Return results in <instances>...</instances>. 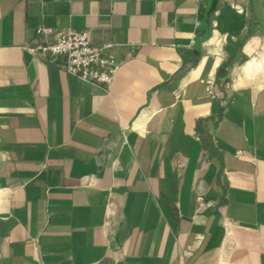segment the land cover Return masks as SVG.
<instances>
[{
    "label": "crops",
    "instance_id": "obj_1",
    "mask_svg": "<svg viewBox=\"0 0 264 264\" xmlns=\"http://www.w3.org/2000/svg\"><path fill=\"white\" fill-rule=\"evenodd\" d=\"M210 2L0 0V264H264V0Z\"/></svg>",
    "mask_w": 264,
    "mask_h": 264
},
{
    "label": "built area",
    "instance_id": "obj_2",
    "mask_svg": "<svg viewBox=\"0 0 264 264\" xmlns=\"http://www.w3.org/2000/svg\"><path fill=\"white\" fill-rule=\"evenodd\" d=\"M109 47L110 44H93L88 29L66 28L55 31L39 26L33 43L27 49L32 54L63 57V68L67 73L87 82L109 86L120 68L116 57L106 52ZM201 199L200 197L199 200Z\"/></svg>",
    "mask_w": 264,
    "mask_h": 264
},
{
    "label": "water",
    "instance_id": "obj_3",
    "mask_svg": "<svg viewBox=\"0 0 264 264\" xmlns=\"http://www.w3.org/2000/svg\"><path fill=\"white\" fill-rule=\"evenodd\" d=\"M219 1H220V0H211V2H210V7H209V9H208V16H209V17L211 16V14H212L213 12L216 11V9H217V5H218ZM195 53H196V56H200V55H201V52H200V51H196Z\"/></svg>",
    "mask_w": 264,
    "mask_h": 264
}]
</instances>
